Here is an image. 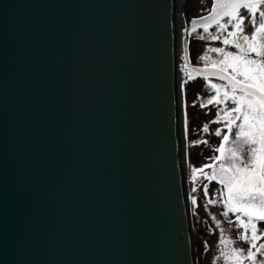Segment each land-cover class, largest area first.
Here are the masks:
<instances>
[{
	"label": "water",
	"instance_id": "95a60500",
	"mask_svg": "<svg viewBox=\"0 0 264 264\" xmlns=\"http://www.w3.org/2000/svg\"><path fill=\"white\" fill-rule=\"evenodd\" d=\"M176 1L0 0V264H195Z\"/></svg>",
	"mask_w": 264,
	"mask_h": 264
},
{
	"label": "snow or ice",
	"instance_id": "6c2138e0",
	"mask_svg": "<svg viewBox=\"0 0 264 264\" xmlns=\"http://www.w3.org/2000/svg\"><path fill=\"white\" fill-rule=\"evenodd\" d=\"M242 9L247 11L254 29L250 35L244 30ZM197 25L207 34L198 39L222 41L223 45L235 49L210 47L207 51L217 54L216 58L201 55L198 59L205 62V67L191 69V72L203 75L205 80L215 77L222 82H209L207 90L215 94L210 95L201 107L221 106L211 123H220L226 118L225 126L235 132L231 141L228 135L223 136V141H230L231 146L225 149L222 144L214 149L221 153L213 158L219 163L204 166L209 171L193 168V180L197 179L195 173L199 171L203 180L221 185L223 191L219 192V199H210L209 203H220L227 224L234 225L237 230L243 229L238 231L237 240L249 245L246 254L244 249L236 247L226 252L222 250L221 258L225 264H264V259H257L258 255L264 257V243L257 245L264 237V230L257 227L264 222V0H213L209 14L192 22L193 29ZM210 25H215V33L210 32ZM191 72L188 80L193 79ZM228 102L233 107L228 108ZM208 131L206 123L203 132ZM215 135H221L219 128ZM198 143L207 144L208 141ZM203 188L208 195L209 184L204 183ZM232 214H235V220L230 218ZM233 243L221 234V245Z\"/></svg>",
	"mask_w": 264,
	"mask_h": 264
},
{
	"label": "rangeland",
	"instance_id": "374dc122",
	"mask_svg": "<svg viewBox=\"0 0 264 264\" xmlns=\"http://www.w3.org/2000/svg\"><path fill=\"white\" fill-rule=\"evenodd\" d=\"M210 2L211 0H187L186 11L191 18L201 16L208 12V6ZM245 11L246 10H244V12ZM243 16H245V33L250 35L254 29L251 26L250 17L247 11ZM228 30L231 31L232 29L229 28ZM210 32L215 33V25L210 26ZM198 36L206 37L207 34L203 32V29H200L196 32H192V35H190L188 58L192 60V65L195 64L194 66H205V62L199 61L198 59V57L201 55H206L213 59L216 58L217 54L207 51V49L210 47H225L226 50L235 51V49L231 48L230 46L223 45L222 41H212L210 39L201 40L198 39ZM179 46L180 58L183 63L181 42L179 43ZM209 82L218 84L221 83V81L210 77L208 80H205L204 77H194L192 80H187L186 82L184 81L182 84L180 83L182 158L184 160L186 184L185 189L187 190L188 196L187 204L189 208V217L191 216V228L193 224V228L191 229L193 230V249L195 248V251L198 254V264H210L208 260L209 250L207 249V238L209 236V233L204 227V220L209 225L212 224L215 226H222L219 233L215 232V235H220V240L221 234L223 233V236L226 239L234 241L233 244L227 245L225 247L240 245V241L237 240L238 230L234 228V225H228L227 222H222L219 219L216 220L215 223H213V212L206 211L204 209V206H206L205 199H218V194L219 192H221V190L219 189V185L215 181L211 182L209 184V194L205 195L203 184L208 183V181L203 180L202 173L197 171L195 173L197 179L195 181L193 180L194 174L192 172V169L196 168L197 170H199L201 168H204V171H208V169L204 166L209 165L215 156H219V152L214 151V149L220 148L221 143L223 142V136L228 135L230 132L225 126L226 118H224L220 123H211V121L216 118L218 108L221 106L213 104L201 107L202 104H206V100L210 97V95L215 94L214 92H210L209 90H207V85L209 84ZM227 107L231 108L233 107V105L228 102ZM206 123L209 125V131L207 133L203 132V126ZM218 128L221 132L220 136L215 135V132ZM231 136H233V133H231ZM204 140H207L208 143H198L199 141ZM193 188H196V191H193ZM193 196L197 199L196 203H193ZM212 206L214 208H217L219 213H222L219 211V203H212ZM230 218H233V220H235V214H232ZM223 221H226V219L224 218ZM233 228L237 230V234L234 233ZM211 240H215V238H210V241ZM257 259H264V257H258Z\"/></svg>",
	"mask_w": 264,
	"mask_h": 264
},
{
	"label": "flooded vegetation",
	"instance_id": "af4514ba",
	"mask_svg": "<svg viewBox=\"0 0 264 264\" xmlns=\"http://www.w3.org/2000/svg\"><path fill=\"white\" fill-rule=\"evenodd\" d=\"M240 12H241V15H244V13L246 11L244 12V10L242 9ZM182 26H184L183 23H182ZM198 30H200V29H196V30L193 29V31H192V29L190 30V32H189V43H190V35H192V32H196ZM188 56H189V44H188ZM189 62H190V64H193L192 63V60L190 58H189ZM234 132H235V129H233V131H230L229 134H228V136L230 137L231 136V133H233V136L230 137V141L234 137ZM230 141L227 142V143L223 141L221 143V145L223 144L224 147H225V149H227V147L231 146L230 145ZM219 155H221L220 152H219ZM241 158H242V161H243V153H241ZM215 163H219V161H215L213 159L210 164H215ZM208 171H209V169H208ZM211 182H213V181H208V184H210ZM219 187H220L219 189L221 191H223V187L221 185H219ZM192 199L195 200V201H197V199L194 196L192 197ZM204 199H205V197H204ZM218 199H219V195H218ZM205 201H206V206H204V209L206 211H212L213 212L212 222L215 223L216 220H218V219L221 220L222 222H226V221H223L224 218L222 217V214L218 212V209L217 208H214L212 206V204L209 203V200H206L205 199ZM219 211L220 212L223 211L222 205L220 203H219ZM231 219H233V218H231ZM204 227H205L206 231L209 233V236L207 238V245H208V247H207V245H206V247L209 250L208 260H209L210 264H225L224 260L221 258V251L224 250L226 252L231 247H236V248L244 249L245 250V254H246L249 245L247 243H245V242H241L240 241V245L239 246H229V247H225V246H223V245L220 244V239H219L220 238V235H215V232L216 233H219L220 232L221 227H222L221 225L220 226H218V225L215 226V225H212V224L209 225L204 220ZM257 227L260 230H264V222L259 223ZM192 228H193V224H192ZM234 228H233V231H234L235 234H237V230H235ZM238 231H243V229H240ZM210 238H215V240H211L210 241ZM259 243H264V237H262L261 240L257 241V245H259ZM194 252H195V256H194V258H195V264H198L199 263V257H198L197 252L195 251V248H194ZM258 257H260V256L258 255L257 258Z\"/></svg>",
	"mask_w": 264,
	"mask_h": 264
},
{
	"label": "bare ground",
	"instance_id": "6f19581e",
	"mask_svg": "<svg viewBox=\"0 0 264 264\" xmlns=\"http://www.w3.org/2000/svg\"><path fill=\"white\" fill-rule=\"evenodd\" d=\"M180 6H181V3H180V0H177L176 2H174V7H173V21H174V24H175V29L179 30L181 27H182V18L180 16ZM178 32V31H177ZM177 38H178V41H179V35L177 33ZM178 48H179V43H178ZM178 48L176 46V52L178 51ZM178 64H180V57H179V60H178ZM180 74V78H179V82L181 80H183V76L180 72H178ZM185 187H186V184H185Z\"/></svg>",
	"mask_w": 264,
	"mask_h": 264
}]
</instances>
